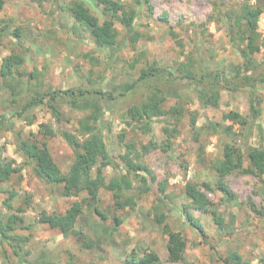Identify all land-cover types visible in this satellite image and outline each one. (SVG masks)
<instances>
[{
    "label": "rangeland",
    "instance_id": "374dc122",
    "mask_svg": "<svg viewBox=\"0 0 264 264\" xmlns=\"http://www.w3.org/2000/svg\"><path fill=\"white\" fill-rule=\"evenodd\" d=\"M74 1L2 0L0 69L3 59L13 53L21 55L25 62L11 77L3 78L0 74V112L9 116L8 124L23 138L34 139L37 135L38 140H47L54 162L67 173L75 154L63 140L62 131L78 134L92 109H75L70 97H60L54 103L63 113L58 121L46 104L27 111H22L23 107L36 93L51 90L85 88L115 95L113 110L106 112L104 122L108 146L116 161L121 162L120 169L106 165L104 160L98 167L108 181L128 176L132 191L126 195L132 196L136 205L117 210L113 194L104 188L64 197L59 187L37 176L35 163L18 153L13 132L1 127V156L14 160L22 171L8 182L0 183V213L5 222L9 217L19 216L28 229L16 230L27 238L21 257L15 256L13 249L5 244L10 262L5 261L0 250V264H129L127 259L132 252H137L140 258L144 252H156L161 264H239L234 258L236 254L243 262L264 264V174L242 169L227 176L225 182L233 197L216 187V166L226 143L244 153V169L250 167L248 154L253 149L264 150V49L254 56L258 67L250 73L258 98V119L252 115L249 87L234 92L224 90L219 108L203 109L179 70L193 58L196 62L202 60L208 70L229 77L245 60L238 50L239 45L232 41L230 27L233 23L227 20L226 24L223 15L228 11L241 15L245 4L262 9L258 32L264 36V0H151L149 6L139 7L135 0H116L139 10L136 27L142 37L136 44L124 43V29L117 23L119 44L104 49L107 56L117 52L111 68L90 31L75 22L69 11ZM82 1L101 20L105 18L97 0ZM196 46L199 52L195 51ZM150 66L173 73L169 75L172 79L169 84L174 89L168 96L166 108L181 106L188 112L179 121L171 115L156 117L152 119V132L146 133L141 124H130L124 117L130 106L149 97L147 86L139 83L129 91L127 86L136 82L142 69ZM87 96L91 100V95ZM16 98L17 103H12ZM19 112L22 115H17ZM195 112L197 129L191 125ZM208 118L223 126H232L233 134L207 133L201 128ZM42 123L52 125L56 136L45 139L39 134ZM165 128L175 129L174 137L166 134ZM152 141L161 148L144 150ZM168 145L171 148L165 151ZM124 158L144 166L156 188L168 181L166 204L152 189L148 193L140 192L143 189L140 178L127 173L122 164ZM189 182L200 185L207 194L211 201L208 211H200L192 205L185 190ZM206 184L212 190L207 189ZM75 202H84L75 227L84 238L64 235L39 222L43 211L63 214ZM6 203L24 211L8 210ZM96 207L100 213L95 211ZM186 209L204 226L207 241L183 219ZM156 213L164 214L170 229L186 239L184 261H169V236L164 225L156 222ZM86 242L93 246L86 247Z\"/></svg>",
    "mask_w": 264,
    "mask_h": 264
},
{
    "label": "trees",
    "instance_id": "16d2710c",
    "mask_svg": "<svg viewBox=\"0 0 264 264\" xmlns=\"http://www.w3.org/2000/svg\"><path fill=\"white\" fill-rule=\"evenodd\" d=\"M38 1L44 3L51 0ZM1 2L2 0H0ZM135 2L138 7L144 4L148 6L151 4V0H135ZM97 5L102 9V15L105 16L103 20L95 15L91 8L82 0L74 1L69 7V11L78 25L90 31L92 38L102 55L105 56L108 66L111 68L117 52H113V54L107 56L104 54V49L108 47L114 48L119 44L120 31L117 28V23H120L124 29L125 35L123 42L136 44L142 37V34L136 27L140 12L137 8L116 0H97ZM261 14L262 9L258 8L256 10L248 4L243 6V13L241 15L233 11L224 13L223 19H225L226 24L227 20L233 23V27H230L232 41L239 45L238 50L245 60L244 64L241 67H236L229 77L222 75L220 72L208 70L200 59L196 62L192 58L188 64H182L180 66L179 70L183 72L182 78L189 84V90H192L196 94L203 109L209 107L219 108L222 91L224 90L234 92L241 88L249 87L252 115L254 119H258L260 114V110L256 105L258 98L253 90V78L250 73L258 67L255 63L254 56L264 49V36L258 32V21ZM234 27L236 28L235 30H233ZM181 45L184 47L183 44ZM194 49L196 52H199L197 46ZM24 62V58L19 54L13 53L6 56L1 64V76L3 78L13 76L24 65ZM169 75L173 76V73L160 69L157 66H150L141 70V74L136 82L128 84V91L138 87L139 83L143 84L148 87L150 95L144 102L133 104L128 108L124 117L126 122L130 124H141L143 127L142 130L146 133H151L152 119L156 117L171 115L178 121L182 119L188 112L183 107L172 106L166 108L168 96L172 94L174 89L169 84L172 82ZM168 84L169 86L167 87ZM161 86H164V88ZM88 94L91 95V100L96 99L97 101H91L87 96ZM60 97H70L71 105L75 109H92L91 114L81 123L78 134L72 133L69 130L62 131L63 140L72 148L75 154L73 164L67 173H63L60 167L54 162L47 140L40 141L37 139V135H35L34 139L23 138L14 127L8 124L9 116L2 112H0V129L1 127H6L13 132L18 153L26 160L33 161L37 176L46 183L59 187L64 197L76 196L84 191L97 192L104 188L113 194L117 210H124L128 206L134 207L136 200L132 196L126 195V192L129 193L132 191V181L128 176L121 175L118 178L108 181L102 168L98 167L100 162L104 160L107 161L106 165L120 169L121 162L116 161L108 146V135L106 134L104 122L106 112L113 110L117 97L97 89L73 88L67 90H51L44 94L36 93L26 103L22 111H27L34 106L46 104L51 109L54 117L58 121H61L63 113L60 107L54 104L58 102ZM17 98L12 103H17ZM17 115H22V112L17 113ZM197 118V113H193L191 118L192 128L197 129ZM30 124L33 123L30 122ZM201 129L214 135L226 134L227 136L232 135L234 131L232 126H223L221 123L215 122L210 118H208ZM165 132L170 137H174L173 135L176 130L165 128ZM38 133L43 135L45 139L56 136L55 129L52 125L45 123L40 124ZM166 147L164 148L165 151L169 150L171 145ZM143 148L150 152L152 149L161 148V146L152 141ZM248 158L250 167L244 169V153L233 144L226 143L224 145L222 159L216 166V187L219 191L229 197L234 196V193L225 182L226 177L234 172L243 169L248 173L264 174V150L255 148L248 154ZM122 164L128 174H134L140 178L143 186V189L140 191L142 194L148 193L152 189L160 197L159 199L162 203H167V180L161 182L159 188H156L153 182L150 181L144 166L127 161L126 158L123 159ZM95 168H97V173H94ZM21 171V168L16 166L14 160H6L0 153V183L8 182L15 175L21 173ZM205 186L207 189L212 190L209 185L206 184ZM185 190L187 196L192 200V205L196 209L203 212L208 211L211 201L207 194L202 191L200 185L189 182ZM87 203L89 204L88 200ZM6 206L8 210L15 209L18 212L24 211L21 207L14 208L11 203H6ZM83 207L84 202H75L63 214H49L43 211L40 215L39 222L48 225L52 229L59 230L64 235H74L78 239H82L85 235L77 231L75 227L78 218L83 212ZM95 211L100 213L97 207ZM155 217L157 223L164 225V230L169 236L167 246L169 261H184L187 248L186 239L180 232H175L170 229V226L166 224L164 214L156 213ZM182 217L199 233L203 241H207V232L204 226L196 220L193 214L186 209ZM3 219L0 213V250L4 255L5 261L9 263L10 257L5 248V244L13 249L15 256L21 257L20 251L24 249L23 245L27 243V238L17 234L16 230L19 227V229H28V227L23 226L24 221L19 216L9 217L7 222ZM116 221L118 224L121 223L119 219H116ZM18 223L20 225H17ZM85 246L92 247L93 245L92 243L86 242ZM234 258L238 259L239 264H250L249 262L241 261V257L237 254L234 255ZM127 262L129 264H161V258L156 252H144L141 258L137 256V252H132Z\"/></svg>",
    "mask_w": 264,
    "mask_h": 264
}]
</instances>
